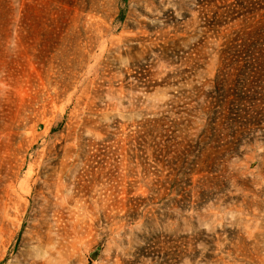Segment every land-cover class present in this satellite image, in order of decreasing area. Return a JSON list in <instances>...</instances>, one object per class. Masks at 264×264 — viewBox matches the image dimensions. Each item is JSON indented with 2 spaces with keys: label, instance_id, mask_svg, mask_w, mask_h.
<instances>
[{
  "label": "rangeland",
  "instance_id": "rangeland-1",
  "mask_svg": "<svg viewBox=\"0 0 264 264\" xmlns=\"http://www.w3.org/2000/svg\"><path fill=\"white\" fill-rule=\"evenodd\" d=\"M200 2L0 0V264H264V139L184 175Z\"/></svg>",
  "mask_w": 264,
  "mask_h": 264
},
{
  "label": "trees",
  "instance_id": "trees-1",
  "mask_svg": "<svg viewBox=\"0 0 264 264\" xmlns=\"http://www.w3.org/2000/svg\"><path fill=\"white\" fill-rule=\"evenodd\" d=\"M214 5V17L205 20L209 31H221L214 49L216 74L204 93L203 126L195 148L191 176L198 166H211L224 157L264 139V0H200ZM263 126V127H262ZM210 154L206 156V153Z\"/></svg>",
  "mask_w": 264,
  "mask_h": 264
}]
</instances>
